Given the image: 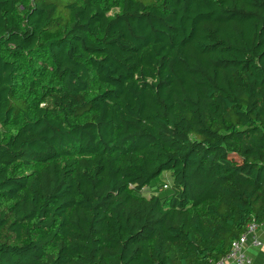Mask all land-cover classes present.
Masks as SVG:
<instances>
[{
  "label": "trees",
  "instance_id": "1",
  "mask_svg": "<svg viewBox=\"0 0 264 264\" xmlns=\"http://www.w3.org/2000/svg\"><path fill=\"white\" fill-rule=\"evenodd\" d=\"M250 221L264 0H0V264H216Z\"/></svg>",
  "mask_w": 264,
  "mask_h": 264
},
{
  "label": "built area",
  "instance_id": "2",
  "mask_svg": "<svg viewBox=\"0 0 264 264\" xmlns=\"http://www.w3.org/2000/svg\"><path fill=\"white\" fill-rule=\"evenodd\" d=\"M166 187V184H164ZM260 225L255 221H250L244 231L234 240H232L230 245V250L227 255L220 259L216 264H226L230 262L231 264H250V259L247 256L245 250L250 239L253 245H259L260 242L257 238V231Z\"/></svg>",
  "mask_w": 264,
  "mask_h": 264
},
{
  "label": "crops",
  "instance_id": "3",
  "mask_svg": "<svg viewBox=\"0 0 264 264\" xmlns=\"http://www.w3.org/2000/svg\"><path fill=\"white\" fill-rule=\"evenodd\" d=\"M257 238L260 244L253 245L249 239L245 250L247 256L250 259V264H264V224L259 226ZM226 264L231 263L228 261Z\"/></svg>",
  "mask_w": 264,
  "mask_h": 264
},
{
  "label": "rangeland",
  "instance_id": "4",
  "mask_svg": "<svg viewBox=\"0 0 264 264\" xmlns=\"http://www.w3.org/2000/svg\"><path fill=\"white\" fill-rule=\"evenodd\" d=\"M161 179H162V181L165 182L164 184H167V183L170 182V178H169V174H168V173H164V174L161 176ZM164 184H163L161 187H156L154 192H160V191L164 190V189L166 188V187H164ZM167 185H168V184H167ZM152 191H153V189H152V190H150V189H145V190H143V194H144L145 196H149V195L151 194Z\"/></svg>",
  "mask_w": 264,
  "mask_h": 264
}]
</instances>
